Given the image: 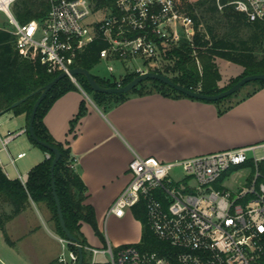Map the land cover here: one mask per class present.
I'll return each mask as SVG.
<instances>
[{
	"label": "built area",
	"instance_id": "2783aa9c",
	"mask_svg": "<svg viewBox=\"0 0 264 264\" xmlns=\"http://www.w3.org/2000/svg\"><path fill=\"white\" fill-rule=\"evenodd\" d=\"M14 2L0 0V11L12 26L16 47L24 55L38 54L48 71H65L73 81L70 51L96 38L105 43L99 60L107 62L111 73V61L127 58L143 60L145 68L135 69L141 73L159 67L161 51L178 46L183 37L190 40L194 32L192 15L175 0H49L43 18L24 23L12 12ZM229 3L248 20L264 21V0ZM114 79L116 86L121 85L120 79ZM12 135L8 132L2 139L4 145ZM255 148L237 146L167 161L134 153L128 162L129 179L107 207L105 217L122 216L142 202L153 234L178 247L177 264H262L264 171L260 162L264 156L256 157ZM249 150L253 157L247 155ZM243 166L249 167L244 181L235 189L225 187L223 179L229 171ZM59 240L62 245L70 242L61 236ZM85 247L91 253L89 264H171L168 257L140 250L134 242ZM64 254L59 256L63 264H74L78 258L73 250L68 257ZM98 254L108 258L98 260Z\"/></svg>",
	"mask_w": 264,
	"mask_h": 264
},
{
	"label": "trees",
	"instance_id": "16d2710c",
	"mask_svg": "<svg viewBox=\"0 0 264 264\" xmlns=\"http://www.w3.org/2000/svg\"><path fill=\"white\" fill-rule=\"evenodd\" d=\"M175 1L180 8L192 15L194 32L190 40L183 37L178 46L162 50L160 58L166 62L155 68V71L166 74L170 79L187 88L207 94L217 93L229 87L246 74L264 72V21L248 20L244 13L234 9L233 5L229 3L230 0ZM218 4H222V6L219 7ZM49 6V0H15L12 5V12L19 22L24 23L33 18H43ZM245 30L249 31L247 35L242 34V31ZM104 45L103 41L96 38L84 45L83 48L74 47L70 51L74 58L73 66H83L90 70L99 61V50ZM216 57H223L243 66L242 72L231 78L224 86H219L217 83L220 73ZM58 73L59 71H48L46 64L40 61L38 54L24 55L22 50L16 47L15 35L10 31V28L0 26V113L7 110H12L13 113L25 111L28 125L29 114L41 91L40 89ZM137 74L136 71L127 72L120 78L121 85L130 81ZM92 75L101 85H117L115 79ZM74 76L83 89L103 109L121 102L133 94L141 95L153 91L170 97L199 99L189 96L156 78L143 79L126 92L108 93L94 91L84 75L74 74ZM148 79L150 81L146 82ZM255 80V87L243 97L252 94L264 85V79ZM76 88V83L68 75L58 79L39 103L33 127L38 138L47 141L60 151L59 159L54 167L56 192L65 223L81 244L82 264H89L91 253L85 247L87 240L80 229V221H87L102 239H104V235L97 226L93 206L84 202L86 185L73 166V155L69 142L55 139L43 121L46 111L54 100L64 92ZM33 91L36 92L29 95ZM236 93L237 91L216 100H199L214 102L217 104V112L221 114L230 108L234 102L240 100L239 98L224 105V102ZM25 95L29 96L21 103L11 106L15 100ZM85 111L84 101H81L77 113L70 120L71 131ZM26 132L31 142L44 152H49L50 157H45L31 166L25 182L19 177H9L0 165V229L5 240L10 242L5 223L22 212L30 202H43L52 212L55 231L59 236L67 238L58 220L51 187L50 164L53 152L35 142L29 135L27 128ZM260 165L264 171V159L261 160ZM4 205H9L10 210H4ZM132 212L142 224L140 239L134 244L140 250L157 251L159 254L168 257L171 264H177L178 247L158 239L153 234L147 223L142 202L132 206ZM69 246L78 256L77 245L69 242ZM47 264L63 263L56 257ZM95 264L107 263L98 261ZM262 264H264V260Z\"/></svg>",
	"mask_w": 264,
	"mask_h": 264
},
{
	"label": "crops",
	"instance_id": "0c3cea01",
	"mask_svg": "<svg viewBox=\"0 0 264 264\" xmlns=\"http://www.w3.org/2000/svg\"><path fill=\"white\" fill-rule=\"evenodd\" d=\"M94 66L90 69L92 74L108 78L93 72ZM242 69V65L236 67L234 74H239ZM127 72L115 78L120 79ZM74 82L77 88L57 97L43 121L55 139L69 142L73 166L86 185L84 202L93 206L100 231L107 222L102 239L87 221H80L87 245L116 246L139 241L142 224L132 210H126L122 216L105 217L107 207L129 179L128 162L134 153L167 161L237 146H264V85L248 96H241L219 114L214 102L170 97L157 91L133 94L103 109L77 80ZM81 101H84L86 111L71 131L70 120ZM7 112L12 114L7 120L10 118L13 123L5 125L3 135L0 134V165L9 177L26 178L30 167L46 157L45 152L28 137L25 111ZM3 120L1 124H5L6 119ZM8 132L13 135L4 145L2 139ZM11 148L17 151L16 156L12 155ZM25 149L29 150L28 156ZM20 152L24 154L17 157ZM10 156L15 160L27 156L24 173L18 170ZM238 170L235 168L224 177L225 187L235 189L244 181L243 177L242 180H230L228 184L225 182L226 177Z\"/></svg>",
	"mask_w": 264,
	"mask_h": 264
},
{
	"label": "rangeland",
	"instance_id": "374dc122",
	"mask_svg": "<svg viewBox=\"0 0 264 264\" xmlns=\"http://www.w3.org/2000/svg\"><path fill=\"white\" fill-rule=\"evenodd\" d=\"M194 1V0H191ZM0 26H6L11 28L12 26L8 23L6 16L0 11ZM249 33L248 30L242 31V34L247 35ZM260 53V52H259ZM159 65L162 66L165 64V60L162 58H158ZM106 61L99 60L95 66L93 67V72H98L105 77L114 78L118 77L120 74L126 71H135L137 67L145 68V63L141 59H133L127 58L124 59L122 62L118 60H113L111 63L114 66V70L111 73L106 68ZM216 63L218 66V70L220 73V78L217 81L218 85L225 81L222 86L226 85L231 78L239 75L234 74L236 67L240 65L236 62L230 61L223 57H218L216 59ZM151 65H155V62H149ZM243 70V69H242ZM150 79L146 80L149 82ZM256 80H249L246 82L245 85L241 86L240 89L237 90L236 95L230 98L228 101L224 102V105L233 102L240 98L241 96L245 95L248 91H251L255 87ZM11 112H2L0 113V134L3 135V128L7 124L13 123V120H7L8 115ZM6 119L5 124H1L2 120ZM3 120V121H4ZM38 147V146H37ZM41 149V148H38ZM26 150L27 156L29 155V150ZM42 150V149H41ZM16 150L11 148V153L13 156H16ZM2 153V152H1ZM256 157L261 158L264 156V146L257 147L254 151ZM247 155L249 157H253V151H247ZM27 156L15 160V163L18 166V170L21 173L25 172V163ZM239 170L226 177L225 182L228 184L230 180H234L235 178L242 180V178L247 174L249 167L244 166ZM231 169L230 171H232ZM229 171V172H230ZM174 173L179 175V170L174 169ZM234 187L232 185H228ZM9 205H4L3 209L6 211L10 210ZM128 211L132 210V208L127 209ZM6 232L10 239V242L6 241L3 233L0 229V264H47L54 256H59L62 252H64L65 256L68 257V251L71 250L69 243H65L62 245L59 240V235L55 231V224L54 219L52 216L51 210L48 206L43 203H34L30 202L28 206L20 212L19 215L14 216L12 219L8 220L5 223ZM107 227V222L105 225L103 223L102 226V234L105 237V228ZM108 258L105 255L98 254V260H105ZM72 263H74L72 261Z\"/></svg>",
	"mask_w": 264,
	"mask_h": 264
},
{
	"label": "water",
	"instance_id": "95a60500",
	"mask_svg": "<svg viewBox=\"0 0 264 264\" xmlns=\"http://www.w3.org/2000/svg\"><path fill=\"white\" fill-rule=\"evenodd\" d=\"M70 73L71 74H82L86 77V79L88 80L91 88L94 91H100V92H108V93H122V92H126L129 89H131L133 86H135L136 84H138L139 81L146 79V78H156L158 80H161L167 84H169L170 86L174 87L175 89L184 92L185 94L195 97V98H199V99H207V100H216L222 97H225L227 95H230L232 93H234L235 91H237L238 89L241 88V86L246 83L249 80H255V79H264V72H258V73H249L246 74L244 76H242L240 79H238L235 83H233L232 85H230L229 87L217 92V93H211V94H207V93H203L199 90H195V89H191V88H187L175 81H173L172 79H170L166 74L155 71V70H147V71H143L141 73H138L136 76H134L130 81H128L127 83L123 84V85H119V86H104L101 85L97 82V80L95 79V77L92 75L91 71L83 66H73L70 68ZM66 72L65 71H61L59 72L53 79H51L50 81H48L47 83H45L43 85V87L40 89V93L37 97V99L35 100V102L33 103V106L31 108L30 114H29V120H28V125H27V130L29 135L32 137V139L43 145L44 147L50 149L53 152V158L50 164V175H51V187H52V193H53V197L55 200V204H56V210H57V215H58V220L60 223V226L65 234V236L67 237V239L70 242H73L77 245V251H78V258L76 260V262L74 264H82L83 262V254H82V248H81V244L78 242L77 237L69 230V228L67 227L64 217H63V212L61 209V205H60V201H59V197L58 194L56 192V186H55V179H54V167L55 164L57 162V160L59 159L60 156V151L57 147L49 144L47 141L41 140L40 138L37 137V135L34 132V127H33V123H34V118H35V114H36V110L37 107L39 105V103L41 102V100L43 99V97L45 96V94L50 90V88L53 86V84L60 79L61 77L65 76ZM36 91L31 92L29 95L35 93ZM29 95H25L17 100H15L11 106H15L19 103H21L23 100H25Z\"/></svg>",
	"mask_w": 264,
	"mask_h": 264
}]
</instances>
